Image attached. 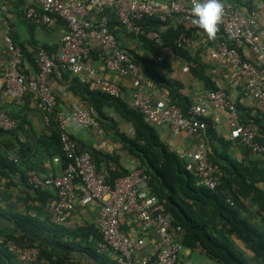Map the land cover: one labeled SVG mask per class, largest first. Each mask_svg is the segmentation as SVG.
Returning <instances> with one entry per match:
<instances>
[{
  "label": "built area",
  "instance_id": "built-area-1",
  "mask_svg": "<svg viewBox=\"0 0 264 264\" xmlns=\"http://www.w3.org/2000/svg\"><path fill=\"white\" fill-rule=\"evenodd\" d=\"M221 2L224 14L209 56L212 60L227 62L238 69L243 80L242 95L251 100L254 111L264 118V44L258 20L259 12H264V0H258L247 13L235 4ZM191 7V2L182 4L178 1L157 0H35V4L25 10V20L46 28L62 22L65 29L56 52L39 50L35 53L36 73L32 77L20 71L22 52L11 40L10 28L3 20L0 7L6 55L4 64L0 66V130L13 132L18 122L5 111V100L11 99L23 105L25 96L32 97L31 103L41 113L44 126H48L56 105L54 81H62L64 74L77 78L97 74L99 69L93 63L98 61L102 70L130 77L129 106L137 110L147 124L166 126L172 135L180 137L181 146L170 150L183 162L184 169L208 190H215L225 173L209 160L207 146L202 140L194 149H190L187 138L200 136L208 125L212 127L218 124L221 116H224L230 128L228 139L249 151L252 156L264 160V143L258 140V126L241 122L238 107L224 89L208 90L195 96L187 116L174 103L160 99L153 101L147 97L144 86L148 79L140 64L135 62L133 54L108 26V19L112 18L132 38L138 39L145 35L147 39L156 41V33H143L141 21L155 18L165 23L173 19L181 29L173 42L174 48L198 49L202 40H209L193 24ZM243 52H248L252 61L244 60ZM174 54L172 47H161L153 56V61L156 65H162ZM93 56L96 58L93 59ZM96 82L110 96L119 98L124 95L122 86L116 81H104L99 77ZM54 122L59 128L61 150L66 159L64 169L53 178L40 177L35 170L25 173L26 184L33 191L53 190L55 193L49 223L54 226L67 224L79 198L82 204L90 202L99 207L97 231L100 239L96 249L100 253H113L115 264H195L180 260L184 250L181 243L183 232L181 228L171 225L162 204L147 187V176L141 169L130 170L111 186L105 176L97 172L91 156L79 149L70 132V125L76 128H98L96 118L85 108L77 107L69 112L58 110L54 113ZM7 160L14 164L20 162L19 156L12 150L7 152ZM53 162H59V158H53ZM124 223L135 229L134 238L122 229ZM148 233L156 236L157 250L154 255L135 262V254L144 246V238ZM2 243L18 264H34L39 256L37 246L12 239ZM65 264H77V260L69 258Z\"/></svg>",
  "mask_w": 264,
  "mask_h": 264
},
{
  "label": "trees",
  "instance_id": "trees-1",
  "mask_svg": "<svg viewBox=\"0 0 264 264\" xmlns=\"http://www.w3.org/2000/svg\"><path fill=\"white\" fill-rule=\"evenodd\" d=\"M34 4L35 0H32L21 8L19 14L24 18L25 10ZM108 20L109 29L117 34V30L122 29L121 26L112 18ZM140 24L144 34L147 32L157 34L156 41L147 39L145 35L137 39L152 56L161 47H172L175 57L184 62L190 75L202 83L205 89H218L210 83L208 77L204 76L200 69L193 66L195 61L192 58V48H174L173 42L181 31L179 26L172 27L168 21L162 23L155 18H144ZM10 37L22 52V63L25 62L34 71H36L34 55L37 51L55 52V49L39 44L33 39L27 42L32 48V51H28L24 43L16 41L11 34ZM130 53L133 54L135 62L140 64L143 74L155 85L165 90L163 100L167 103H174L183 115L187 116L192 103L180 94L182 84L159 75L155 70L157 65L153 57L146 59L133 52ZM94 58L96 57L93 56ZM242 58L245 60L243 55ZM23 64L20 67L22 74H24ZM162 66L166 67V62ZM62 80H67L66 74L62 76ZM66 90L79 97L83 107L96 118L100 128L117 138L122 149L137 161V168L147 176V187L162 204L165 214L170 218L171 225L181 228L183 232L181 243L184 249L190 251L199 249L209 259L221 264H249L243 252L238 250L231 240L235 238L253 254L254 259L264 264V160L252 156L245 149V156L250 157L248 161L230 160L227 156L228 144L221 142V153L215 155L208 153V158L221 168L225 177L220 180L215 190H208L184 169L183 162L170 150L169 145L161 140L156 127L147 124L143 116L129 106L130 98L127 100L124 95L119 98L110 96L101 89L92 88L88 83H80L75 78L69 81ZM31 98V96L23 98V109L31 103ZM58 110L61 108L59 98L56 97L55 109L50 116L49 124L38 137L36 135L33 137L28 130H23L25 118L20 117L23 111L18 112L16 116H10L7 113L18 122L13 132L0 130V145L2 146L0 169L14 172L17 164L7 160V152L10 150L15 151L19 156L18 164L25 165V171L35 170L39 176L40 169L30 161L32 155L35 156L39 150L49 161L58 157L60 172L64 169L66 159L61 150L59 128L54 122V113ZM118 120L130 126L131 133L121 131L118 128ZM255 122L259 128L258 140L264 143V119L257 117ZM242 123L246 124V121ZM205 131L210 132L211 126L208 125ZM16 133L19 134L15 135ZM78 147L91 156L97 172L105 176L109 185L112 186L116 180L128 174L129 171L121 165L116 155L105 156L92 148L81 145ZM102 163L106 164L103 170L101 169ZM53 177L55 176L45 178ZM46 191H35L37 196L43 197L42 202L51 198L49 192ZM89 234L90 231L84 235V238L86 239ZM10 239L18 242L11 236L4 237V241ZM99 239L98 234L95 245ZM38 249L39 256L44 257L48 264H65L69 259L53 260L51 255L45 254L40 247ZM77 264L81 263L77 260Z\"/></svg>",
  "mask_w": 264,
  "mask_h": 264
},
{
  "label": "crops",
  "instance_id": "crops-1",
  "mask_svg": "<svg viewBox=\"0 0 264 264\" xmlns=\"http://www.w3.org/2000/svg\"><path fill=\"white\" fill-rule=\"evenodd\" d=\"M162 2L178 1L182 4H189L191 0H157ZM238 6L241 11L247 13L258 0H221ZM32 0H0V7L4 12L3 20L6 21L10 28L11 36L16 41L24 43L28 51L32 48L28 41L35 42L58 50V41L64 33V23L58 22L56 25L46 28L39 25L33 26L19 14L21 8ZM258 20L260 24V37L264 44V12H259ZM168 23L176 26L175 20L171 19ZM117 38L129 52H133L142 58L150 59L152 54L145 50L137 39L127 35L122 29L117 30ZM212 41L202 40L198 49H193L192 58L195 63L193 66L202 71L204 76L208 77L210 83L220 89H224L231 97L239 109L241 122L254 123L259 116L253 108L250 99L242 95V77L238 69L227 63L212 60L209 56ZM245 60L252 61L248 52H243ZM6 59L5 46L2 40V23L0 20V66ZM23 64V63H22ZM93 66L99 69L97 74H89L82 78H77L71 74H66L67 80L59 82L54 81L56 95L59 98V106L62 110L69 112L73 108L83 107L79 97L67 92L69 81L72 78L77 79L80 83H88L92 88L102 90L97 84L100 77L104 81H116L124 90V98L129 100L131 94L130 77H121L114 72L102 70L100 63L94 61ZM157 73L167 79L177 81L182 84L179 91L181 95L193 102L195 96L204 94L207 89L196 78L190 75L188 67L175 56L166 62V67L157 65ZM23 72L27 77L35 75L36 71L23 64ZM148 79V78H147ZM59 86V87H58ZM145 94L151 100L165 99V90L155 85L148 79L145 86ZM84 108V107H83ZM5 111L10 116H16L23 111L20 117L25 118L23 130H28L33 137H38L45 131L42 122V115L37 111L32 103H29L26 109L18 105L11 99H6L4 104ZM111 115V114H110ZM262 118V117H261ZM264 119V118H263ZM257 125V124H256ZM118 128L129 134L130 126L124 121L118 120ZM229 126L224 116H221L220 122L211 127V131H205L200 136L188 137L189 148L194 149L199 140H202L210 154H219L222 151L221 142L228 144L227 156L230 160L236 162H246L250 157L245 156L244 150L228 139ZM162 141L172 147H180L181 139L179 136L172 135L166 126L156 127ZM70 132L78 145L86 148H92L105 156L116 155L121 165L128 171L137 168V161L124 151L111 133H106L100 128H76L70 125ZM16 133L15 135H18ZM36 135V136H35ZM2 146L0 145V149ZM40 170L41 177H52L60 174V165L58 162L49 161L40 150L32 155L30 160ZM106 164H101L104 169ZM25 165H16L14 172L0 169V264H18L16 259L8 254L4 248L3 241L5 236L15 238L19 243H25L31 246L40 247L45 254L51 255L53 260L74 258L81 264H114L115 255L111 252L100 253L96 249L94 242L98 239L97 221L99 217V207L95 203L82 204L77 198L74 208L71 211L67 224L54 226L49 223V212L54 201V191L48 190L51 198L42 202V196H37L25 181ZM262 188V186H260ZM47 194V193H46ZM249 210H251L249 208ZM122 229L132 238L136 236L135 229L128 223L122 225ZM90 231L85 239L84 235ZM235 247L243 252L244 257L249 259L251 264H257L253 254L245 249L243 243L235 238L231 239ZM157 250V239L153 233H148L144 238V246L139 248L135 254L134 260L138 262L145 256H152ZM180 260H189L195 264H221L209 259L199 249L190 251L184 249L180 255ZM34 264H48L44 257L38 256Z\"/></svg>",
  "mask_w": 264,
  "mask_h": 264
},
{
  "label": "clouds",
  "instance_id": "clouds-1",
  "mask_svg": "<svg viewBox=\"0 0 264 264\" xmlns=\"http://www.w3.org/2000/svg\"><path fill=\"white\" fill-rule=\"evenodd\" d=\"M191 5L193 24L203 31L208 40L214 41L224 14L221 0H191Z\"/></svg>",
  "mask_w": 264,
  "mask_h": 264
},
{
  "label": "rangeland",
  "instance_id": "rangeland-1",
  "mask_svg": "<svg viewBox=\"0 0 264 264\" xmlns=\"http://www.w3.org/2000/svg\"><path fill=\"white\" fill-rule=\"evenodd\" d=\"M249 264H251V262L249 261V259H247L246 260ZM255 261L257 262V264H261V263H259L256 259H255Z\"/></svg>",
  "mask_w": 264,
  "mask_h": 264
}]
</instances>
